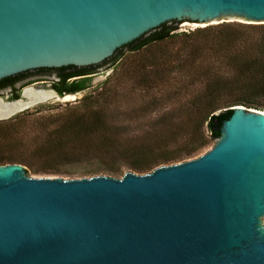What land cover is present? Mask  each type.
I'll list each match as a JSON object with an SVG mask.
<instances>
[{"label":"water","instance_id":"obj_1","mask_svg":"<svg viewBox=\"0 0 264 264\" xmlns=\"http://www.w3.org/2000/svg\"><path fill=\"white\" fill-rule=\"evenodd\" d=\"M173 21L264 23V0H0V80L101 65ZM47 85L0 100L70 95ZM232 109L207 152L147 173L32 177L0 163V264H264V110Z\"/></svg>","mask_w":264,"mask_h":264},{"label":"trees","instance_id":"obj_2","mask_svg":"<svg viewBox=\"0 0 264 264\" xmlns=\"http://www.w3.org/2000/svg\"><path fill=\"white\" fill-rule=\"evenodd\" d=\"M177 30V21L163 23L119 48L103 63L117 61L125 55L124 50L140 52L160 47L166 41L183 35V40L191 39L178 49L180 53L176 59L168 60L167 67L157 68L152 77L144 72L140 75L139 85L148 93L154 87L159 94L143 99L144 107L137 110V118L146 116L148 111L158 114L163 104L170 105L152 121L158 127L151 136L135 135L131 143L111 136L114 127L109 122L105 104H115L117 98L105 88L94 95L85 96L80 105L68 110L66 117L51 130L53 141L64 144L71 139L76 149L84 148L86 152H100L111 157L118 154L128 160L133 171L147 173L163 164L196 157L220 137V127L232 114V107L245 105L264 110V23H227L220 27L208 25L188 33ZM187 49V54L181 56ZM101 65L82 68L69 65L37 70H72L62 77L60 83L54 84L53 88L63 96L90 87L92 76L89 74ZM15 76L6 77L0 82ZM71 76L81 77L71 81ZM18 97L19 94L15 99ZM182 116L187 117L189 125L182 124L179 120ZM175 119L179 122L173 123ZM93 135H99V140L90 142L87 137ZM8 162L32 166L21 157L0 159V163ZM108 170L110 175L116 177L125 174L120 166L108 167Z\"/></svg>","mask_w":264,"mask_h":264},{"label":"rangeland","instance_id":"obj_3","mask_svg":"<svg viewBox=\"0 0 264 264\" xmlns=\"http://www.w3.org/2000/svg\"><path fill=\"white\" fill-rule=\"evenodd\" d=\"M225 24L227 23H181L178 25L177 32L188 33L208 25L220 27ZM229 24L236 25L238 23ZM183 36L170 39L160 47L147 48L140 52L125 51L123 57L101 68L93 76L91 86L85 90L70 94V98H67L68 95L57 97L53 93L51 98L37 102L8 119L0 120V159L11 156L26 159L32 164L31 168L26 165L29 169L28 175L32 177L67 179L98 174L110 175L108 167L114 166H120L125 173L131 171L129 162L124 157L118 154L111 157L100 152L89 153L84 148L76 149V145H73L74 142L71 139H67L64 144H59L53 141L55 139L51 130L66 117L71 107L80 105L85 96L94 95L106 88L117 98L114 100L115 104H105L109 122L114 127L111 129V136L126 143H131L135 135L151 136L158 127L152 121L161 112L167 110L170 105L163 104L158 114L155 111H148L146 116L137 118L139 115L137 110L144 107L143 99L147 100L153 94H159L158 89L154 87L150 93L146 92L139 85V78L142 72L148 73L150 77L154 76V71L157 68L167 67L168 60L176 59L177 54L180 53L178 49L185 41H191V39L183 40ZM187 51L188 49L181 56H185ZM163 63L165 65H162ZM144 67H146L145 70ZM50 88L52 87L50 86ZM13 117L17 118L12 119ZM179 120L183 122V125H189L187 117L182 116ZM179 120L175 119L173 123L179 122ZM148 130L151 132H147ZM87 138L90 142L97 141L99 135ZM215 141L202 149L197 156L207 152L213 147ZM40 168L47 170H34Z\"/></svg>","mask_w":264,"mask_h":264},{"label":"flooded vegetation","instance_id":"obj_4","mask_svg":"<svg viewBox=\"0 0 264 264\" xmlns=\"http://www.w3.org/2000/svg\"><path fill=\"white\" fill-rule=\"evenodd\" d=\"M109 63H105L102 64L101 66H98L96 69L92 70L91 74L89 75H91L93 78V76L100 71V68L108 65ZM71 71L72 70L61 71L58 69H45V70L30 71L16 75L10 80L0 82V96H3L4 98L10 100L15 99V96L17 94L21 95L23 87L25 85L42 80H47L49 82V85H47L46 87L50 88L51 86L53 88L55 83H60L62 77H64L66 74H69ZM77 77H81V76H71L69 80L72 81ZM66 94H71V93H66Z\"/></svg>","mask_w":264,"mask_h":264},{"label":"bare ground","instance_id":"obj_5","mask_svg":"<svg viewBox=\"0 0 264 264\" xmlns=\"http://www.w3.org/2000/svg\"><path fill=\"white\" fill-rule=\"evenodd\" d=\"M25 95L29 97L30 101H17L13 103H4L0 100V115L11 114L19 110L31 107L37 102L45 101L53 95L52 91L37 90L33 87H29L25 90ZM71 95H68L67 98H70ZM34 103V104H33ZM24 111V110H23Z\"/></svg>","mask_w":264,"mask_h":264}]
</instances>
